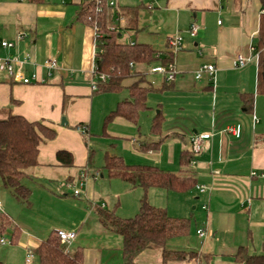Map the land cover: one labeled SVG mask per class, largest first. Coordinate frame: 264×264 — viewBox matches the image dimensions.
<instances>
[{"label":"crops","instance_id":"crops-1","mask_svg":"<svg viewBox=\"0 0 264 264\" xmlns=\"http://www.w3.org/2000/svg\"><path fill=\"white\" fill-rule=\"evenodd\" d=\"M82 1L0 0V41L16 42L19 34H26L17 44V51L0 48V59L17 53L30 54L31 62L18 65L17 71L28 77L37 74L45 81L24 85L0 72V118L19 115L29 121H42L57 132L54 141L41 145L39 165L28 170L26 184L32 190L30 205L16 199L9 190L0 189V212L21 230L13 244L11 230L1 237L10 244H0V264H39L35 251L57 228L75 232L74 244L81 242L84 231L91 239L96 233L106 245L113 240L114 234L101 227L95 213L98 207L108 209V199H111L98 181L104 175L100 170L94 172L87 160L91 137L89 122L97 101L94 93L97 78L93 74L96 34L78 20ZM146 4L140 7L149 10V22H145L139 12L136 34H142L143 38L147 33L158 47L150 41L143 43L156 51L167 52L168 39L177 34L183 38V49L173 59L177 79L168 89L160 91L164 78L147 70L146 82L157 89L149 96V109L140 114L137 124L115 119L120 131L112 129L108 137L114 140L128 137L136 128L139 134L142 117L146 116L151 125L158 114L164 119L162 133H151L152 141L146 143H138V137H134L129 145H113L102 152L123 157L128 164L155 165L167 170L177 168L178 175L188 169L190 176L196 178V187L186 193L158 188L148 192L150 200L151 196H161L165 205L153 206L165 208L171 217L195 220L194 229L191 223L190 233L171 240L167 248L195 252L199 258L167 264H240L236 261L240 248L262 255L264 94L258 92V54L253 50L260 30V0H147ZM193 21L199 25L195 38L189 34ZM142 22L145 25L142 26ZM121 24L126 26V21L121 19ZM239 57L248 60L244 67L235 66ZM48 60H56L58 69L49 71L45 67ZM205 64L216 66L214 81L208 75L196 79V72ZM247 95H254L252 113L246 111L242 100ZM115 102L107 110H114L119 103ZM253 116L258 118L256 125H253ZM61 119L66 120L63 126ZM81 126L87 127V133L80 130ZM237 128L240 129L238 137L231 132ZM205 133H210L211 137L204 141L203 151L195 156L191 165L182 166V152L191 153L192 138ZM82 142H86V150ZM158 143L161 144L155 150L143 149L146 144ZM61 150L73 155V167L59 165L56 154ZM81 155L83 158L86 155V160L80 159ZM59 184L80 190L81 195L73 197L85 200H74L55 192ZM200 185L210 187V192L200 194L197 190ZM64 201L73 205L77 217L69 226L60 227L57 224L59 206ZM192 211H197V215ZM199 230L205 231L203 238L198 235ZM117 241L122 264L123 242ZM83 251L84 264H115L107 258L104 262L101 251L91 243ZM29 252L35 255L30 263L26 260ZM136 264H164L162 251L147 250L138 256Z\"/></svg>","mask_w":264,"mask_h":264},{"label":"trees","instance_id":"trees-1","mask_svg":"<svg viewBox=\"0 0 264 264\" xmlns=\"http://www.w3.org/2000/svg\"><path fill=\"white\" fill-rule=\"evenodd\" d=\"M110 0H83L78 20L95 31L97 73L106 80H97L94 93H119L128 90L129 99L119 102L107 116L108 123L123 118L137 124L140 114L149 109L150 94L157 92L146 82V72L157 65L167 66L173 62L172 53L156 51L151 45L126 42V33H138L141 7H111ZM264 11V0H260ZM126 21V26L121 24ZM254 50L258 54V92L264 94V13L261 15L260 30ZM162 55V56H161ZM133 80L130 84L125 82ZM174 83L164 81L160 91ZM159 91V90H158ZM248 113L254 110V95L243 96ZM164 119L161 114L154 117L151 133H162ZM87 133V132H86ZM57 135L56 130L42 121H29L23 116L10 114L0 118V189L9 190L16 199L30 205L31 188L26 184L28 170L39 165L40 147ZM162 143V142H161ZM146 144V151L155 150L161 144ZM57 162L64 167L74 166L73 155L65 150L56 154ZM195 159L194 154L184 151L180 157L182 166L187 167ZM104 168L110 179H118L141 187L145 192L151 188L170 192L186 193L196 187V178L184 169L179 175L164 171L155 165L128 164L123 157L106 153ZM101 227L108 233L122 238L123 264H136L138 256L150 249H160L164 264L170 261H191L199 258L195 252L172 251L168 243L190 233L191 221L171 217L165 209L157 208L145 196L141 200L138 214L130 219L117 216L116 211L98 207L95 209ZM12 231V244L21 235V230L11 219L0 212V238ZM39 264H84L82 251L70 253L69 246L62 243L57 232H52L35 251ZM240 264H264V254L254 255L246 248H240L236 256Z\"/></svg>","mask_w":264,"mask_h":264},{"label":"rangeland","instance_id":"rangeland-1","mask_svg":"<svg viewBox=\"0 0 264 264\" xmlns=\"http://www.w3.org/2000/svg\"><path fill=\"white\" fill-rule=\"evenodd\" d=\"M114 2L116 4V7L118 8L125 7V6L140 7L142 3H144V5H147L146 4L147 0H110V3H114ZM140 12H141L140 14L143 16V20L148 23L149 17H150L149 10H145L141 8ZM141 25L143 26L145 24L142 22ZM146 35L147 36L142 38L141 37L142 34L138 35L136 33L129 32L127 35L124 34L123 40L126 42H139V43L150 41L149 43L151 45H154V47H158L156 46V44L152 43L151 40H149L150 37H148L147 33ZM132 81L133 80L131 79V80L126 81L125 83L130 84ZM127 96H129L127 91H122L119 93H103V94L96 96L97 101L95 102L92 120L89 122L91 137H90V142L88 143L89 155L87 156L88 165L93 167L92 170L94 172L97 170H100L104 175V178L99 179L98 181L102 183L103 187H105V194L106 193L108 194L107 198L109 197L111 198V199H108L110 200L109 205H108V210L116 211L117 216L123 219H130V218L135 217L138 214L139 209H140L141 200L145 196L147 197L148 202L151 205H154V204L161 205L160 203H162L161 196L160 197L151 196V200H150L149 193H148L150 189L148 190V192H145L144 189H142L141 187L134 189L131 184L123 182L121 180H118V179L110 180L108 177V173L106 169L104 168L105 152H102L104 148L109 150L111 149L113 145H115L116 147H120L123 144L129 145L130 140L134 137H138V143H146L148 141H152V138H150L152 124L150 125L149 120L148 119L146 120V116L142 117L143 121L140 123L141 130L139 134H137V128H136L135 131H133L131 135H128V137L119 138L118 140H114L112 137H108V134L110 135V131L112 129L120 131V127L118 126L119 123H117L115 120L111 123H108L106 121L107 116H109V114L113 111L112 109H109V110L107 109L115 101H116L115 103L117 104L121 99H124ZM65 122L66 120L61 119L60 125L63 126ZM56 137L53 140H48L46 142L54 141ZM59 141H61V139ZM82 143H83L82 148L86 150L87 149L86 142H82ZM82 158H83V155L80 156V159ZM83 159L86 160V155ZM177 166L178 165L176 164L175 167ZM163 169L164 171L166 170L168 172H171L177 175L179 173L178 172L179 169L177 168H169V170L165 168ZM54 191L61 193L62 196L69 195L70 198L74 200H80V201L85 200L84 197L80 199H75L73 197L74 189L70 188L68 185L61 186V184H59L58 186H55ZM162 205H165V204L162 203ZM162 209H165V208H162ZM191 209L193 210V206ZM197 211L196 212L192 211V212H194V215H197ZM201 211L202 210L199 208V212ZM59 213H60V221L57 224L60 227L69 226L71 224V220L77 217V214H76V211L73 205L65 201L61 203V205L59 206ZM37 218L38 217H35L33 219L38 222V220H36ZM194 221H195L194 219H191L193 229L195 227ZM34 224H37V223H34ZM56 231L57 232L59 231L70 232L68 230H63L61 228H57ZM83 234H84V237H82L80 243L77 242L76 244H74L75 243L74 242L73 244L69 246L70 253L82 251V253L84 254L83 248L89 246V243H91L93 247L97 248L98 251L99 250L101 251L104 262H107L106 261V258H107L109 260L108 262L120 264L121 248H120L119 243H117L118 242L117 240H119L120 242L122 238L119 235L112 236L113 240L111 239L110 244L106 245L104 242H101V238H99V236L96 233L94 234V236H97L98 238L93 236L92 239L90 238V236H88L85 233V231L83 232ZM103 246H105V248H103ZM121 262L123 264L122 260Z\"/></svg>","mask_w":264,"mask_h":264},{"label":"built area","instance_id":"built-area-1","mask_svg":"<svg viewBox=\"0 0 264 264\" xmlns=\"http://www.w3.org/2000/svg\"><path fill=\"white\" fill-rule=\"evenodd\" d=\"M22 2L29 1V0H20ZM43 1H48V0H43ZM109 5L111 7H115L116 4L110 3ZM264 13V11H262ZM220 23V22H219ZM199 31V25L193 21L190 24L189 27V34L192 38H195L198 34ZM26 37V34H19L18 39L16 42H7V41H0V48L3 49H16L17 51V44ZM168 49L172 53L173 58H175L176 54L182 51L183 49V38L180 35H176L170 39H168ZM254 50V48H253ZM255 51V50H254ZM97 55V45H96V52L94 53V71L93 74L97 78V80L105 81L106 77L105 75H100L97 73V65H96V58ZM31 62V55L30 54H24L23 56H20L19 53H17L15 56L6 58V59H0V72L6 73L8 76L12 77L13 80H15L18 83L24 84V85H31L33 83H43L45 82L42 80L37 74H33L30 77L24 75L22 72L17 71V66L18 65H27ZM248 60H246L243 57H239L234 63L236 67H244ZM45 67L49 71L57 70L58 69V64L56 60H48L45 63ZM150 73L154 75H160L164 78V80L167 83H174L177 79L178 71L176 69V65L174 64V60L172 63H170L167 66L163 65H156L150 69ZM216 74H217V68L214 64H205L201 66L198 71L196 72V79L199 80L203 77V75H208L212 81L216 79ZM94 85V89H95ZM253 125H256L258 123V118L256 116H253L252 118ZM80 130L83 133L87 132V127L86 126H81ZM231 132L235 136L240 135V129L237 128L235 130H231ZM211 137L210 133H205V134H200L198 136H195L191 140V152L194 154V156L199 155L204 148V141L209 139ZM253 176H256L255 173L252 174ZM71 186V185H70ZM74 187V186H71ZM197 190L200 194H205L209 193L211 188L208 186H197ZM74 195L76 197H79L81 195L80 190L74 189ZM204 209H207V206L204 207ZM58 236L60 237V240L62 243L67 244L70 246L75 242L77 239V234L75 232H64V231H59L57 232ZM198 235L203 238L205 236V231L204 230H199ZM0 244L1 245H8L10 244L9 241H7L5 238L0 239ZM35 258V255L32 252H29L27 255V262L30 263L33 261Z\"/></svg>","mask_w":264,"mask_h":264}]
</instances>
